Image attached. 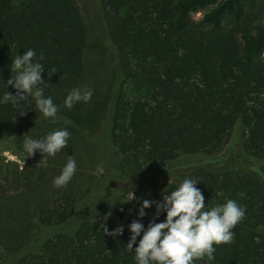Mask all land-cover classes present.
I'll use <instances>...</instances> for the list:
<instances>
[{
  "label": "trees",
  "instance_id": "trees-1",
  "mask_svg": "<svg viewBox=\"0 0 264 264\" xmlns=\"http://www.w3.org/2000/svg\"><path fill=\"white\" fill-rule=\"evenodd\" d=\"M97 1L98 25L76 0H26L17 8L0 0V95L10 61L32 49L43 56V94L58 110L53 122L34 102L0 104V137L22 145L25 134L69 132L54 157L34 153L43 164L0 166V264H135L129 225L139 220L146 229L165 219L156 218L154 203L139 218L140 201L160 202L186 178L198 181L206 209L229 199L245 209L231 243L193 264H264V173L212 167L236 128L242 152L264 165V0ZM73 88L92 96L68 109ZM95 149L129 188H150L138 201L111 197L106 211L119 223H101L102 208L93 207L111 190L100 179L83 196L77 171L62 188L52 183L68 156L78 165Z\"/></svg>",
  "mask_w": 264,
  "mask_h": 264
},
{
  "label": "clouds",
  "instance_id": "clouds-1",
  "mask_svg": "<svg viewBox=\"0 0 264 264\" xmlns=\"http://www.w3.org/2000/svg\"><path fill=\"white\" fill-rule=\"evenodd\" d=\"M43 56L37 57L34 50L23 51L11 61L10 77L3 81L5 91L0 95V104L20 107L34 102L35 108L45 119L53 122L57 117V106L50 97L43 94L44 83L42 73L45 72L39 62ZM55 69L52 70V74ZM49 75V73H48ZM49 77H51L49 75ZM15 90V95L7 89ZM92 96L90 89L73 88L64 99V106L71 109L76 103H87ZM26 112H21L23 116ZM66 125L68 121L64 122ZM22 150L31 157L39 152L54 157L62 149L67 148L69 132L67 128L55 129L40 138L23 136ZM76 172V161L68 156L59 175L53 178V186L62 188L68 184ZM96 172L102 174L104 169L97 166ZM198 181L184 179L178 187L161 194L160 202L141 200L137 211L139 218L145 216V210L155 204L156 218L165 214L163 222H150L145 229L139 220L129 225L131 233L126 247L134 253L135 264H193L196 260L213 259L215 246L231 243L234 233L232 229L244 217L245 209L234 200H226L223 204L206 209L201 191L195 187ZM123 199L131 202L133 191L123 192ZM106 234L107 229L104 230ZM123 228H117L111 235L122 234ZM142 234V235H141ZM137 237H140L137 242ZM133 245H136L133 250Z\"/></svg>",
  "mask_w": 264,
  "mask_h": 264
},
{
  "label": "rangeland",
  "instance_id": "rangeland-1",
  "mask_svg": "<svg viewBox=\"0 0 264 264\" xmlns=\"http://www.w3.org/2000/svg\"><path fill=\"white\" fill-rule=\"evenodd\" d=\"M25 1L26 0H14V6L16 8L20 7ZM76 1L79 3L84 16L89 21L94 22L98 25L101 14V9L99 7L100 5L98 1ZM194 16L196 18L198 17V15ZM243 134L244 133L240 128H236L235 130H233L228 143L223 147L222 150L213 155V168L216 167L220 169H242L247 171L248 169H255L264 173V165L262 163L251 160L242 152L241 143L244 137ZM82 156L83 162L76 165V171L80 173L78 191L81 192V196H83L84 194L89 193V190L95 180H102V182H100L99 180V184L98 182L96 184H98V186L101 187L102 190L106 189L107 187L111 188V190L107 192L104 191V193H100L99 196L96 195L93 201V207L100 206L102 208V215L100 217L101 223H119L117 217L106 211V206L109 205V203H114L115 201L111 197H119L120 194L122 196L123 192L131 190L134 193V199L132 201H138V199L141 198L142 195H147L146 191L150 188H148L146 184L139 182H133L134 187L129 188L130 183L121 178L115 171L105 168V153L101 149H95L93 152L88 154H86L85 152ZM37 161H40V164L44 163L42 162V159L35 154L29 157L28 154L22 150V145H17L12 139L0 137V166H2L3 170L5 168L7 171H13L15 165L19 167V170H22L25 169L26 166L38 163ZM6 165H8V167H4ZM97 166L103 167L104 172L102 174L96 172ZM170 182L171 181L169 180L167 183ZM110 193H113L114 195H110ZM97 197L110 198H108L106 202L101 203L98 202Z\"/></svg>",
  "mask_w": 264,
  "mask_h": 264
}]
</instances>
